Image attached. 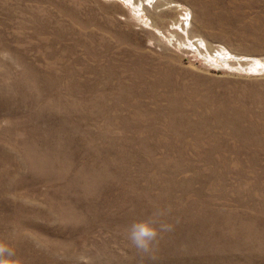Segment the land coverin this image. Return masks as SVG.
I'll use <instances>...</instances> for the list:
<instances>
[{"label":"rangeland","instance_id":"1","mask_svg":"<svg viewBox=\"0 0 264 264\" xmlns=\"http://www.w3.org/2000/svg\"><path fill=\"white\" fill-rule=\"evenodd\" d=\"M0 264H264V0H0Z\"/></svg>","mask_w":264,"mask_h":264},{"label":"clouds","instance_id":"2","mask_svg":"<svg viewBox=\"0 0 264 264\" xmlns=\"http://www.w3.org/2000/svg\"><path fill=\"white\" fill-rule=\"evenodd\" d=\"M156 221L149 219L145 221L134 222L128 228V239L131 244L139 251L148 252L151 244L158 235V229L154 226ZM163 229V225L160 226Z\"/></svg>","mask_w":264,"mask_h":264}]
</instances>
